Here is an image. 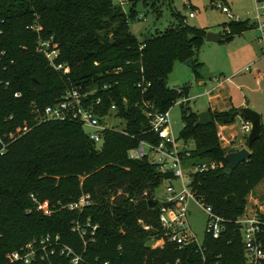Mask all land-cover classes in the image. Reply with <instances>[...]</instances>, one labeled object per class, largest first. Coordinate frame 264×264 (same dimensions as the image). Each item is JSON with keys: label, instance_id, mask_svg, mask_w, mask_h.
<instances>
[{"label": "trees", "instance_id": "1", "mask_svg": "<svg viewBox=\"0 0 264 264\" xmlns=\"http://www.w3.org/2000/svg\"><path fill=\"white\" fill-rule=\"evenodd\" d=\"M165 1L127 0V15L114 0H0V134L27 128L0 155V264H10L11 252L47 236L59 237L61 244L83 258V264H169L177 260L181 264H245L236 221L244 214L246 198L264 181V124L257 141L249 145L247 140L250 158L228 173L225 157L232 150L222 146L218 129L236 123L239 113L235 108L209 109L212 122L197 126L198 113L185 109L190 103L181 105L184 127L179 138L187 149L190 142L194 144L186 162L222 164L217 170L193 175L191 185L196 196L227 221L225 230L218 239L206 232L203 252L195 244L180 248L167 240L162 248L148 245L152 238H163L155 191L171 175L160 174L147 158L129 157V151L142 141L159 142L149 131L142 103L166 112L189 97L190 85L179 93L167 86V80L176 63L188 60L193 62L196 79H203L199 53L208 33L173 12L175 24L138 40L130 30L131 20L142 19L137 6L156 10ZM256 26L248 20L224 23L220 42H230ZM40 40L57 45V62L69 66L70 74L50 66L38 51ZM71 88L97 90L91 99H101L100 115L116 106L126 123V134L107 131L98 148L77 122L39 124L34 106L42 113ZM16 93L22 96L16 98ZM31 194L47 203L53 213L46 216L37 211ZM84 194L93 203L81 213L61 207ZM232 195L239 209L228 202ZM150 200L155 201L154 208ZM75 220L84 224L90 220L98 226L94 241L72 230ZM140 221L157 231L145 230ZM51 261L71 264L70 257L58 254ZM32 264L46 262L38 258Z\"/></svg>", "mask_w": 264, "mask_h": 264}, {"label": "built area", "instance_id": "2", "mask_svg": "<svg viewBox=\"0 0 264 264\" xmlns=\"http://www.w3.org/2000/svg\"><path fill=\"white\" fill-rule=\"evenodd\" d=\"M224 14L230 19H234V15L228 7L218 5ZM264 8V4L259 6V9ZM194 15L190 14V18ZM261 16H258V28L264 36V23L260 21ZM39 28L37 29V31ZM39 53L43 54L49 61L50 66L58 72L65 75L70 74L71 69L62 63H58L59 51L57 45L52 44V41L40 40L38 45ZM264 56V48H263ZM245 71H250L247 67ZM227 81H231L230 79ZM257 85L259 81H256ZM8 86V84H7ZM142 85H139L141 87ZM149 86V85H147ZM106 89V87H105ZM146 87H143V93ZM179 93H183L182 87L178 88ZM97 90L82 91L81 88H71L62 94L58 102L53 105L44 107L43 112L34 106L33 114H36V121L40 124L46 121H72L79 123L88 138L98 147L101 148L104 142V133L107 131H120L125 133V128L120 129L119 126L110 124L109 120H124L118 116L117 107L112 106L109 113L100 115L101 99H91ZM21 93H16L15 97L20 98ZM190 103V97H183L178 100L176 104ZM144 114L147 116L150 124V132L156 134L159 142L151 143L142 141L138 148L129 151V157L134 160H141L144 158L157 166L160 174L171 175L166 187V195L164 199L159 202V226L163 233V238L158 240L165 244L166 240L178 244L181 247L195 244L199 251L203 252V242L199 243L195 235L191 232L189 226V208L192 203L199 207L207 215L206 232L214 239H218L225 230L227 222L225 219L217 215L211 206L206 205L199 199L192 189L193 175L204 173L209 170H217L222 167V164L211 162L191 165L186 162V159L191 156L190 149L180 145L179 140L174 136L170 124V110L166 112H158L153 105L143 101L142 103ZM38 114V115H37ZM252 125L242 120V131L250 133ZM27 128L18 129L15 132L8 134H0V155H3L10 144L16 139L25 134ZM219 138L224 139L223 135L218 133ZM177 182V185L174 184ZM264 201V194H263ZM30 198L36 207V210L42 212L46 216H50L53 210L50 209L47 203H42L38 196L31 194ZM93 203L89 194L82 195L77 201L68 205L61 206L63 209L72 212H82L85 208L91 206ZM61 205V204H60ZM236 223L240 226L242 243L244 247L245 264H264V203L257 206L250 214H244L239 217ZM149 230V227H144ZM72 230L79 234L82 239L87 236L94 241L97 225H93L89 220L85 224L79 220L73 222ZM61 257L66 256L71 258V264H83V258L76 254L75 251L60 242V238L52 239L50 236L44 237L40 240L34 239L28 242L20 250L13 251L9 254L8 259L10 264L23 263L32 264L38 258L45 261L46 264H55L51 261V257L56 255ZM104 264H109L105 262ZM181 264L180 260L175 263Z\"/></svg>", "mask_w": 264, "mask_h": 264}, {"label": "rangeland", "instance_id": "3", "mask_svg": "<svg viewBox=\"0 0 264 264\" xmlns=\"http://www.w3.org/2000/svg\"><path fill=\"white\" fill-rule=\"evenodd\" d=\"M114 2L119 4L127 15L129 14L130 4L127 0H114ZM256 2L259 6L264 4V0H167L160 4L156 10L139 4L136 12L138 18L142 17V19L131 20L130 30L138 40L142 41L144 35L164 31L170 25L175 24L177 20L173 12H179L185 17L188 25L205 28L208 32L220 34L221 26L231 22V20L218 5L228 7L237 20H248L253 25L258 23L259 15L261 22L264 23V8L258 9ZM190 14L194 16L190 18ZM258 38H260V32L256 28L236 36L230 42L206 44L199 53V60L204 64L202 70L203 84H200V81L196 79L192 68L186 66L185 63H176L168 77L167 86L171 89H178L190 85V104L185 109L200 113L209 110L213 105L208 92L218 82L225 80V89L220 92L221 95L227 97L233 106L249 101V108L262 116L264 124V57L262 54V46L264 45L261 42L264 40ZM247 67H251V71H245ZM256 78L260 80V86L257 85ZM229 79L230 82L227 81ZM218 109L223 110L224 108L218 107ZM109 123L119 126L120 129H124L126 124L125 121L119 120H109ZM170 124L180 145L186 147L179 138L184 127L183 108L180 103L174 105L170 110ZM235 125L236 131L241 134L238 141H242L247 146L249 133L242 131V119L238 118ZM220 132L222 134L219 127L218 133ZM228 141L220 139L222 146L227 151H239L234 148L238 142ZM187 147L193 149L194 144L190 142ZM174 184L177 185V182ZM167 186L168 182L165 181L155 191L157 201L161 202L164 199ZM263 194L264 181L246 198L247 205L244 214L252 213L257 206L264 203ZM188 220L191 232L197 241L202 243L206 233L207 215L192 203L189 208ZM140 223L143 227L157 231L153 225H145L143 221ZM158 240L160 241V239L152 238L148 245L154 249L158 245ZM159 246L162 248L164 245L160 242Z\"/></svg>", "mask_w": 264, "mask_h": 264}, {"label": "water", "instance_id": "4", "mask_svg": "<svg viewBox=\"0 0 264 264\" xmlns=\"http://www.w3.org/2000/svg\"><path fill=\"white\" fill-rule=\"evenodd\" d=\"M221 41L220 34L214 32H208L206 36V42L209 43H219ZM185 65L193 68V62L188 60L185 62ZM239 115L246 121H248L252 125L251 132L248 136V143L252 145L255 141H257L261 136L262 130V116L252 110L249 107L239 108L238 110ZM212 122L210 111H204L197 114V126H207ZM251 156V152L248 148L241 149L236 152H232L226 155L225 162L228 165L227 172L230 173L231 171L235 170L238 166H240L243 162L247 161ZM228 202L234 205L236 209H239V203L235 196H229L227 198ZM156 205L154 200L149 201L150 208H154Z\"/></svg>", "mask_w": 264, "mask_h": 264}, {"label": "crops", "instance_id": "5", "mask_svg": "<svg viewBox=\"0 0 264 264\" xmlns=\"http://www.w3.org/2000/svg\"><path fill=\"white\" fill-rule=\"evenodd\" d=\"M256 6L258 7L259 9V5L258 3L256 2ZM232 12V11H231ZM233 14V13H232ZM234 15V14H233ZM231 21H240V20H237L236 17L234 16V19L231 20ZM260 21H261V18H260ZM263 23V22H262ZM258 28V24L256 27H254L253 29H256ZM259 30V28H258ZM260 32V38L258 39H262L264 40V36H262V33L261 31L259 30ZM219 34V33H218ZM264 45V42L261 41ZM206 44H210L209 42H206ZM205 44V45H206ZM204 45V46H205ZM263 48L264 46H262V54H263ZM264 57V56H263ZM250 71H251V67H250ZM204 79V78H203ZM203 79L200 80V84H203ZM259 81V84L258 86H260V80L258 78H256V81ZM230 82V81H229ZM226 81L225 80H222L220 82H218V84L213 87L209 92H208V95H209V98L211 99V101L213 102V105L211 106L210 109L212 110H218V111H223V110H228V109H231V108H235V109H239V108H243V107H249V101H246V102H242L240 105H237V106H233L232 105V102L228 101V98L225 97V96H222L221 95V91L225 89V84ZM215 94V95H214ZM189 97H190V94H189ZM215 100V102H214ZM218 107L220 108H224L223 110H219ZM199 113V112H197ZM238 118H241L243 120V118L238 115L237 116V119ZM236 124V123H235ZM235 124L231 125V126H222L220 127L221 131H222V134L224 136V139L225 140H229L228 142H234V143H237V145L234 146V148L236 150H241V149H244V148H248L246 145L243 144L242 141H238L239 137L241 136L240 133H238L235 129Z\"/></svg>", "mask_w": 264, "mask_h": 264}]
</instances>
